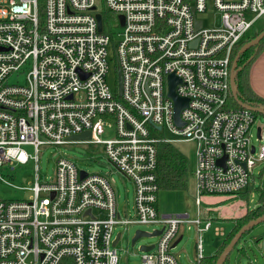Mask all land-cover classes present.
<instances>
[{"label": "built area", "instance_id": "obj_1", "mask_svg": "<svg viewBox=\"0 0 264 264\" xmlns=\"http://www.w3.org/2000/svg\"><path fill=\"white\" fill-rule=\"evenodd\" d=\"M209 3L222 15L218 28L199 19ZM108 14L122 28L118 43L104 24ZM262 18L264 0H0V176L6 164L30 159L26 146L35 149L37 171L28 200H0V264H119L123 233L115 239L114 232L129 226L162 231L153 250L141 252L142 264H179L173 250L184 224L198 231L200 261L203 233L214 227L200 216L201 198L236 197L264 162L263 138L259 151L252 144L255 113L229 104L237 46ZM14 75L25 83L10 84ZM171 75L180 80L177 96L188 100L182 126L169 97ZM107 130L113 137L104 140ZM165 131L199 144L196 220L159 213L157 147L175 141L155 136ZM85 132L91 140L69 141ZM72 143L103 147L133 185L132 213L119 210L107 177L82 178L64 157L54 178L40 182L41 148ZM214 232L226 235L219 226Z\"/></svg>", "mask_w": 264, "mask_h": 264}, {"label": "rangeland", "instance_id": "obj_2", "mask_svg": "<svg viewBox=\"0 0 264 264\" xmlns=\"http://www.w3.org/2000/svg\"><path fill=\"white\" fill-rule=\"evenodd\" d=\"M99 8H103L100 3ZM104 19L105 26L109 25L114 33L115 42L121 39L119 33L122 28L118 26V17L108 14ZM250 16V15H249ZM199 19L204 22L206 29H214L221 26L222 15L211 4L205 13L199 15ZM264 31V18L260 19L251 30L253 38ZM109 66L108 84L114 91L116 80L115 75V56L113 46H109ZM25 75H14L9 79L10 84H24ZM258 128L262 129V138L264 142V117L259 115L252 128V144L260 150L261 140L258 139ZM157 137H165L169 140H175L171 143L179 152H181L189 161L190 180L186 191H161L159 194V206L162 212L169 215L180 216L190 215L192 220L198 218V207L196 206L197 180L194 175L198 165L199 144L196 141L178 140L177 137L165 131ZM113 137L111 130H107L102 139L107 140ZM25 151L30 156L26 163L6 164L2 168L0 176V200H28L32 195V187L36 183V162L34 159L35 149L26 146ZM64 157L73 162L79 171L87 174L107 177L113 185L116 192L117 205L120 211L133 212L134 189L132 183L123 177L109 162L102 146L94 144L75 143L64 146H43L39 157V180L42 184L50 182L55 175L57 161ZM264 194V162L258 163L254 168L253 177L250 185L244 189L240 195L229 196H203L201 206V218H204V212H210L209 216L214 219V225H218L229 233L233 230L232 226L238 223L239 212L245 208L255 209ZM248 215V210L243 216ZM225 220L226 218H228ZM236 217V218H235ZM233 224V225H232ZM154 227L148 226H129L117 227L114 232L116 239L120 233H123L122 240L117 245V251L120 258L119 264H142L140 247L144 245H153L157 238H141L135 245L132 241L138 231L153 232ZM239 231V228L236 229ZM236 232V233H237ZM234 232V236L236 234ZM182 240L178 243L173 253L177 257L179 264H198L196 241L198 231L195 227L184 224L181 227ZM205 256L217 254L220 246L224 242L223 238L214 235L213 230L203 235ZM225 264H264V223L256 226L248 232L237 244L229 255Z\"/></svg>", "mask_w": 264, "mask_h": 264}, {"label": "trees", "instance_id": "obj_3", "mask_svg": "<svg viewBox=\"0 0 264 264\" xmlns=\"http://www.w3.org/2000/svg\"><path fill=\"white\" fill-rule=\"evenodd\" d=\"M257 24V23H256ZM263 29H261L262 32ZM253 31H250L243 40L238 44L234 59L236 58L239 50L253 38L251 35ZM264 51V41L256 48H253L244 53L239 60V67L242 68L236 78L238 86V97L240 102L251 105L253 107H264V99L258 97L250 85L249 73L252 64L258 58V56ZM251 60V61H250ZM250 61V62H249ZM230 106L234 108H241L239 103L235 100L233 93L229 101ZM256 117L259 116L255 113ZM158 166L157 177L158 186L161 191H186L189 186L190 180V168L189 161L181 152H179L173 145L167 143H159L158 147ZM240 195V194H239ZM238 196V195H237ZM235 198V197H234ZM264 216V194H262L260 201L255 209H249L248 215L238 219V223L233 226V230L225 238L221 245L218 255L208 260L205 257L202 258L198 264H216V261L223 250L229 245L234 237L236 229L239 230L248 224L249 222L256 220Z\"/></svg>", "mask_w": 264, "mask_h": 264}, {"label": "water", "instance_id": "obj_4", "mask_svg": "<svg viewBox=\"0 0 264 264\" xmlns=\"http://www.w3.org/2000/svg\"><path fill=\"white\" fill-rule=\"evenodd\" d=\"M121 19V25H124V19L123 17H120ZM98 22H99V31H102V18L100 15L97 16ZM202 27V22H198L197 23V28L200 29ZM264 41V31L261 32L260 34H258L254 39H252L250 42L246 43L238 52L236 58L233 61V65H232V70H231V88H232V93L233 96L235 98V100L239 103L240 107L248 109L254 113H258L259 115L264 117V107H253L251 105H246L242 102H240L239 97H238V86L236 83V78H237V74L238 72L242 69L239 67V60L241 58V56L246 53L247 51L258 47L262 42ZM195 46V44L193 45ZM251 61V60H250ZM249 61V62H250ZM118 82H119V95H122V79H121V75L120 73L118 74ZM180 84V80L178 78H176L174 75H171L169 77V97L171 99H173L174 103H175V121L179 126H182V122L180 120V114L182 112V110L186 109L188 107V100L187 99H182L179 98L176 94V87L177 85ZM91 133L90 132H85L81 135H77V136H73L69 139V141L71 142H84V141H89L91 140ZM257 137L259 140H262V129L258 128V134ZM252 152H255V148H253ZM224 160L221 161V163H223ZM87 175L86 172L81 171V177L84 178ZM264 223V216L253 220L251 222H249L248 224H246L245 226H243L233 237V239L231 240V242L229 243V245L223 250V252L220 254V256L218 257L216 264H225L229 255L231 254V252L234 250V248L237 246V244L240 242V240L248 233L250 232L252 229H254L256 226L260 225ZM162 233V231H155L153 233L150 232H144V231H138L136 233V236L134 237L133 241H132V245H135L141 238L143 237H148V238H154L159 236ZM182 239L178 240L175 245L174 248L177 247L178 243L181 241ZM117 244V240L114 243V246ZM154 245L151 246H141L140 247V252H149L151 250H153Z\"/></svg>", "mask_w": 264, "mask_h": 264}, {"label": "crops", "instance_id": "obj_5", "mask_svg": "<svg viewBox=\"0 0 264 264\" xmlns=\"http://www.w3.org/2000/svg\"><path fill=\"white\" fill-rule=\"evenodd\" d=\"M249 80H250V85H251V88L253 89V91L255 92V94L264 99V51L258 56V58L255 60V62L252 64L251 68H250V73H249ZM210 197V196H208ZM246 210H241L238 214V216L236 217H239V218H242L243 215L245 214V212L247 210H249V208H245ZM158 210H159V213L163 216H172V215H169L167 214L166 212H162L161 209H160V206H159V203H158ZM251 210V209H250ZM209 213L210 212H207V215H206V212H204V218H202L203 220H207V219H212L213 220V223H214V219L211 218L209 216ZM180 216H187V215H180ZM190 216V215H189ZM191 217V216H190ZM235 217V218H236ZM229 219L226 218L225 220ZM215 224V223H214ZM233 225V224H232ZM218 226V225H216ZM215 227V225H214ZM214 227L211 228L210 230H208L207 232H204L203 235L205 233H208L210 231L213 230V233L215 235V232H214ZM233 228V226H232ZM180 233H181V230H180ZM216 236V235H215ZM227 233L225 235V237H219V238H223L225 240V238L227 237ZM183 238V235L179 234V240ZM223 244V243H222ZM221 247V246H220ZM196 249H197V241H196ZM220 249V248H219ZM175 255V254H174ZM218 255V252L217 254L213 255V256H205V252H204V241H203V258L205 257L206 259L210 260L212 258H214L215 256ZM179 262V261H178ZM198 263H199V260H198Z\"/></svg>", "mask_w": 264, "mask_h": 264}]
</instances>
